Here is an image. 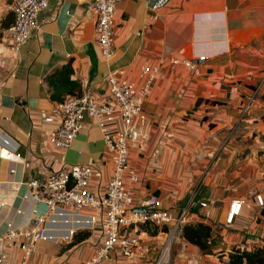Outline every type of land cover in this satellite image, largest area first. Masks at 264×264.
I'll list each match as a JSON object with an SVG mask.
<instances>
[{"label":"crops","instance_id":"0c3cea01","mask_svg":"<svg viewBox=\"0 0 264 264\" xmlns=\"http://www.w3.org/2000/svg\"><path fill=\"white\" fill-rule=\"evenodd\" d=\"M13 0H0V21ZM156 0H121L115 16V55L106 58L95 36L92 0H51L40 13V25L14 52L0 39V232L32 222L38 204L30 180H44L72 162L96 163L104 174L92 188L103 189L113 165L100 127L86 117L68 148L49 139L61 123L54 112L45 77L72 60L73 77L83 91L99 101L111 100L109 72L126 69L137 84L142 68L161 64L143 107L145 124L131 141L130 163L140 179L136 200L149 192L186 222L205 221L213 227V251L205 254L185 242L183 250L196 264H230V245L259 240L264 230L261 205L250 190L264 185V0H169L152 16ZM15 19V13H14ZM13 23V22H12ZM199 71L175 56L198 59ZM252 104H244L252 96ZM120 122V120H119ZM126 181L130 183V178ZM132 183V182H131ZM244 199L233 229L224 221L232 198ZM91 209L69 212V222H47L54 239H40L28 264H82L99 242L101 221L92 228L77 225ZM185 222V223H186ZM69 228L76 230L71 235ZM234 230L231 233V230ZM90 234L82 238L85 232ZM132 231L158 246L167 232ZM238 231V232H236ZM257 231L258 234H251ZM230 232V233H227ZM69 233V234H68ZM69 235L70 238L65 236ZM216 237V239H215ZM20 241L9 248L12 263L23 257ZM244 246V245H242ZM101 264H149L145 257L114 250Z\"/></svg>","mask_w":264,"mask_h":264},{"label":"built area","instance_id":"2783aa9c","mask_svg":"<svg viewBox=\"0 0 264 264\" xmlns=\"http://www.w3.org/2000/svg\"><path fill=\"white\" fill-rule=\"evenodd\" d=\"M121 0H92V8L96 13L95 36L101 53L106 58L115 55V16ZM169 0H156L152 5V16ZM51 0H13L11 7L15 13L13 23L6 29L5 38L14 52H19L24 42L40 25V13L50 4ZM206 59L201 54L198 59L190 57L173 58V63H184L189 68L199 71L198 60ZM161 64H148L142 68L143 82L133 81L123 67L113 68L108 75V88L111 100L99 101L83 91L80 94L68 95L53 104L55 113L61 116V123L50 132V141L59 148H68L86 117H90L101 129L107 151L112 160L113 170L103 189L95 190L92 182L103 179V170L96 163L72 162L58 170H53L46 179L30 180L31 191L38 204L32 222L27 226H15L8 223V228L0 232V264H13L9 248L14 242H21L23 257L19 264H28V257L40 239H54L47 230V222L57 223L59 219L69 222V212H80L91 209L85 220L78 218L77 225L92 228L101 221V232L94 253L82 264H101L110 257L114 250L120 249L125 256H145L153 252V246L132 231L138 226H168L167 236L172 243L176 234H181L182 225L186 222L187 210L177 214L175 210L161 205V197L149 192L140 201L136 200L134 182L139 181L137 169L130 163L131 141L138 135L137 122L147 123L148 114L143 104L151 84ZM255 98L253 95L244 104L248 111ZM120 120V122H119ZM130 178V183L126 178ZM132 182V183H131ZM258 203L264 205V185L260 189L250 190ZM244 199L240 196L230 201L224 225L232 227L241 215ZM76 229L69 228L72 235ZM68 233V234H69ZM70 238L69 235L65 236ZM165 245V246H166ZM152 264H161L162 254ZM248 249L249 246H242ZM160 254V253H159ZM170 257V250L168 258ZM167 258V260H168ZM166 260V261H167ZM166 261L163 264H166ZM192 259L190 264H196Z\"/></svg>","mask_w":264,"mask_h":264},{"label":"trees","instance_id":"16d2710c","mask_svg":"<svg viewBox=\"0 0 264 264\" xmlns=\"http://www.w3.org/2000/svg\"><path fill=\"white\" fill-rule=\"evenodd\" d=\"M14 21V11L11 10L0 21V39L4 35V30ZM74 67L72 60L50 72L45 80L49 86V92L53 100H63L68 95L80 94L83 92L81 79L73 77ZM261 215L264 217V205L261 207ZM146 231L157 234L160 231H167L168 226L162 228L157 226L144 225ZM85 232L82 238L89 235ZM181 235L183 238L196 246L205 253L211 254L213 251V227L205 221L186 222L182 225ZM230 264H264V246H253L252 248H234L230 254Z\"/></svg>","mask_w":264,"mask_h":264},{"label":"rangeland","instance_id":"374dc122","mask_svg":"<svg viewBox=\"0 0 264 264\" xmlns=\"http://www.w3.org/2000/svg\"><path fill=\"white\" fill-rule=\"evenodd\" d=\"M262 207V206H261ZM144 227V226H142ZM226 228H230L225 226ZM162 228V227H161ZM233 229V227H231ZM231 230V233L234 230ZM238 232V231H236ZM251 234H258L257 231L255 232H251L249 231ZM230 233V232H227ZM241 240L240 241H236L235 243L230 245L231 250L229 251V253L236 247H242V245L244 246H249L250 248H252L253 246H264V230H263V234L262 236L259 237L258 241H255L253 239H248L247 236V232H243L240 234ZM216 239V237H215ZM145 241L148 242L147 239H144ZM167 241H169V236H166V238L159 243V245L157 246H153V252L151 254L145 255V256H141V255H137L136 257H145L147 259V263L152 264L154 262V259L158 258L164 247H166L167 245L169 246V250H170V257L168 258V260L166 261V264H190V261L192 260L193 257L185 254L184 252L181 253L183 250H188V245L185 243L186 240L183 238V236L180 234H176L173 239H172V243L167 244ZM166 245V246H165ZM160 253V254H159ZM211 261L207 260L206 263L210 264Z\"/></svg>","mask_w":264,"mask_h":264},{"label":"bare ground","instance_id":"6f19581e","mask_svg":"<svg viewBox=\"0 0 264 264\" xmlns=\"http://www.w3.org/2000/svg\"><path fill=\"white\" fill-rule=\"evenodd\" d=\"M168 255H169V246L167 245L165 251L162 254L161 264H163L167 260Z\"/></svg>","mask_w":264,"mask_h":264}]
</instances>
